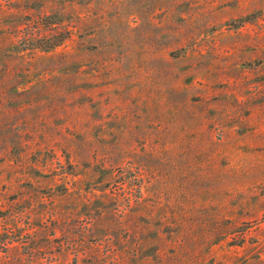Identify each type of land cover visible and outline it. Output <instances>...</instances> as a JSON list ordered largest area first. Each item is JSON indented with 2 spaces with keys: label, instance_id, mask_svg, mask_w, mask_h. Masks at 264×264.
Here are the masks:
<instances>
[{
  "label": "rangeland",
  "instance_id": "1",
  "mask_svg": "<svg viewBox=\"0 0 264 264\" xmlns=\"http://www.w3.org/2000/svg\"><path fill=\"white\" fill-rule=\"evenodd\" d=\"M259 46L264 0H0V264H264Z\"/></svg>",
  "mask_w": 264,
  "mask_h": 264
},
{
  "label": "trees",
  "instance_id": "2",
  "mask_svg": "<svg viewBox=\"0 0 264 264\" xmlns=\"http://www.w3.org/2000/svg\"><path fill=\"white\" fill-rule=\"evenodd\" d=\"M49 42L47 44L40 45L39 47L43 48L44 50H49L51 48H54L55 46L59 45L62 43V41L65 39V36H57L54 35L51 38H49Z\"/></svg>",
  "mask_w": 264,
  "mask_h": 264
},
{
  "label": "crops",
  "instance_id": "3",
  "mask_svg": "<svg viewBox=\"0 0 264 264\" xmlns=\"http://www.w3.org/2000/svg\"><path fill=\"white\" fill-rule=\"evenodd\" d=\"M249 51L252 53V56L253 57H256V58H259L260 59V55L261 54L262 55L264 54V47H261V46H259L258 48L255 47V49H252V50H249ZM249 51L247 52L248 57L250 55Z\"/></svg>",
  "mask_w": 264,
  "mask_h": 264
}]
</instances>
